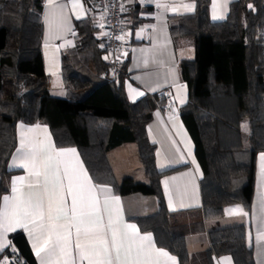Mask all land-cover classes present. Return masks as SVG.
Wrapping results in <instances>:
<instances>
[{
	"label": "trees",
	"instance_id": "obj_1",
	"mask_svg": "<svg viewBox=\"0 0 264 264\" xmlns=\"http://www.w3.org/2000/svg\"><path fill=\"white\" fill-rule=\"evenodd\" d=\"M195 12L170 19L172 38L187 39L193 60L180 62L189 98L179 109L203 171L200 181L206 221L224 217L226 209L241 205L250 210L256 186V157L264 152V0H237L227 19L213 23L210 0H191ZM44 0H0V203L8 164L17 147L16 126L49 127L57 148L74 147L96 184L109 185L118 196H154V215L134 221L151 233L156 245L176 256L179 264H213L229 255L234 264H255L252 242L244 225L208 233L209 249L190 255L186 228L177 214L167 211L157 170L155 146L147 125L163 103L146 96L131 103L125 94V75L112 78L99 27L90 15L75 23V46L61 54L65 98L44 90L41 44ZM87 2V0H86ZM125 25L135 31L142 23L137 7L127 10ZM128 19L129 22H128ZM128 22V23H127ZM20 89L21 92H20ZM135 144L148 183L115 179L107 154ZM11 248L0 252V264H36L21 232L10 235Z\"/></svg>",
	"mask_w": 264,
	"mask_h": 264
},
{
	"label": "crops",
	"instance_id": "obj_2",
	"mask_svg": "<svg viewBox=\"0 0 264 264\" xmlns=\"http://www.w3.org/2000/svg\"><path fill=\"white\" fill-rule=\"evenodd\" d=\"M236 1L215 0L217 4L215 13L217 15L222 14L223 18L213 19L214 0H210V20L213 23L225 21L229 15L230 5ZM73 2L74 0H55L51 7L49 6V0L43 2L41 52L45 77L41 81L44 84V90L56 98H65L66 95L61 78V54L64 50L75 46V23L90 16L86 0H80L82 8L75 11L72 7ZM157 3L168 6L158 8ZM184 4L195 3L191 0H124V12L126 13L127 10L137 7L138 16L142 20L141 25L135 31L132 32L126 28L125 39L130 46L122 51V56L127 63L124 82L125 94L131 103H136L146 96H156L158 101L161 102L166 91L171 95V103L176 108L177 114L174 116L168 115L165 111L166 102L163 100V103L154 111L146 131L148 140L155 146L157 170L161 173H167L161 178L160 183L166 209L171 214H177L179 223L186 228V231L188 230L185 233L188 253L195 255L208 250L210 247L208 233L210 231L244 225L248 229V237L252 242L255 264H264V176L261 174L260 160V156L264 152H260L256 157V186L250 210H245L241 205H233L226 209L224 217L219 220L206 221L204 218L200 192L203 171L195 156L194 143L179 115V109L187 103L189 98L188 87L181 79L180 62L193 60L195 50L187 39L175 41L170 32V27L175 25L170 19L191 15L195 12V9L190 12L186 11L182 7ZM53 11L62 15L70 26V30L64 32L60 39L53 38L50 34L49 19ZM76 12L80 13V18H77ZM93 22L97 27L100 26V23L96 22L94 18ZM258 40L264 46V29L259 34ZM138 92H142L143 95H137ZM181 99L183 103H181ZM30 129L32 131H29ZM16 135L17 147L8 164V169L12 174L6 180V192L1 198L0 208H3V197L7 195L11 198L13 195V181L19 177H25L28 180L34 179L28 176L26 169L19 166L21 163L19 152L21 137L31 138L46 144L50 143L57 150L67 149L56 147L49 127L43 124L27 125L20 122L16 126ZM76 152L91 178L77 149ZM107 157L118 182L124 177H130L137 182L148 183L135 144H125L116 148L110 151ZM193 160L195 163H193ZM91 180L93 185L99 186L96 188V193L100 199V212L98 215L105 225L108 223L109 215L108 212L104 211V198L108 196V209L112 212L113 220L116 219V212L119 209L124 223L135 224L140 235H150L154 246L175 257L176 264H179L176 256L163 248H159L156 245L154 236L151 233L141 232L134 221L136 218L148 217L157 212L156 197L140 194L118 196L111 186L96 184L92 178ZM165 181L168 182L167 186L164 183ZM16 187L22 188L25 192L29 191L25 185L19 183L16 184ZM31 191H39V189H32ZM112 197L119 199V205L111 199ZM67 199L70 204V197ZM236 209H240L242 212L233 211L232 214H229V210ZM16 232L23 234L35 263L41 264V259L36 255L33 246V238H30L29 234L22 228H17L15 231L6 234L9 246L4 248L3 252L11 248L9 237ZM43 255L44 253H41V256ZM8 262V259H4L1 264H7ZM213 264H234V262L231 256L225 255L215 257Z\"/></svg>",
	"mask_w": 264,
	"mask_h": 264
},
{
	"label": "snow or ice",
	"instance_id": "obj_3",
	"mask_svg": "<svg viewBox=\"0 0 264 264\" xmlns=\"http://www.w3.org/2000/svg\"><path fill=\"white\" fill-rule=\"evenodd\" d=\"M54 2L49 0V6ZM156 6L163 8L168 5L157 3ZM72 7L74 11L82 8L80 0H74ZM182 7L190 12L195 9V4H184ZM216 8L214 0L213 19L223 18L222 14L215 13ZM76 15L80 18L79 12ZM49 29L53 38L60 39L70 26L62 15L53 11ZM137 95L143 93L138 92ZM19 152V166L34 179L19 177L13 181L12 197H3L0 252L9 246L6 234L22 228L33 238L41 264H176L175 257L154 246L150 235H140L135 224L124 223L119 209L113 220L108 209V196L104 198V211L108 212L109 219L107 225L104 224L98 215L100 199L96 188L99 186L93 185L76 149L57 150L50 143L21 137ZM260 160L264 176V154H261ZM17 183L25 185L29 191L17 188ZM164 183L167 186L168 182ZM111 199L119 205L117 197ZM233 211L242 212L240 209L229 210V214ZM41 253L44 255L41 256Z\"/></svg>",
	"mask_w": 264,
	"mask_h": 264
},
{
	"label": "built area",
	"instance_id": "obj_4",
	"mask_svg": "<svg viewBox=\"0 0 264 264\" xmlns=\"http://www.w3.org/2000/svg\"><path fill=\"white\" fill-rule=\"evenodd\" d=\"M87 6L90 15L100 23V36L107 53L111 77L117 78L125 75L122 51L130 44L125 39L124 0H87ZM118 37H123V39H118ZM162 99L166 102V113L170 116L176 115L177 111L171 103V95L168 91L165 92Z\"/></svg>",
	"mask_w": 264,
	"mask_h": 264
},
{
	"label": "rangeland",
	"instance_id": "obj_5",
	"mask_svg": "<svg viewBox=\"0 0 264 264\" xmlns=\"http://www.w3.org/2000/svg\"><path fill=\"white\" fill-rule=\"evenodd\" d=\"M22 89H20V92H21ZM134 145V144H133ZM190 241V238L188 239Z\"/></svg>",
	"mask_w": 264,
	"mask_h": 264
}]
</instances>
